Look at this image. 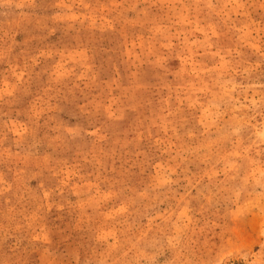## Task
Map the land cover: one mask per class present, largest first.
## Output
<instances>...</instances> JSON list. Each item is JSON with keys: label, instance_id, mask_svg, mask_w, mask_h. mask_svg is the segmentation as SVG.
<instances>
[{"label": "rangeland", "instance_id": "rangeland-1", "mask_svg": "<svg viewBox=\"0 0 264 264\" xmlns=\"http://www.w3.org/2000/svg\"><path fill=\"white\" fill-rule=\"evenodd\" d=\"M0 264H264V0H0Z\"/></svg>", "mask_w": 264, "mask_h": 264}]
</instances>
